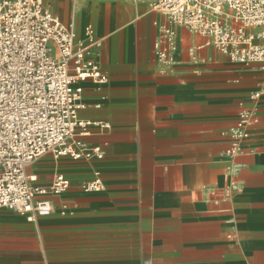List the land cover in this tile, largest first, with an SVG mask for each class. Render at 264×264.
<instances>
[{
    "label": "crops",
    "instance_id": "obj_1",
    "mask_svg": "<svg viewBox=\"0 0 264 264\" xmlns=\"http://www.w3.org/2000/svg\"><path fill=\"white\" fill-rule=\"evenodd\" d=\"M78 39L91 26L108 83L81 85L83 141L102 157L45 156L27 173L48 187V216L0 209V264H264V64L233 63L177 28L162 67L158 13L139 0H44ZM257 124L228 156L241 110ZM107 125V128L102 125ZM98 179L102 191H83Z\"/></svg>",
    "mask_w": 264,
    "mask_h": 264
},
{
    "label": "built area",
    "instance_id": "obj_2",
    "mask_svg": "<svg viewBox=\"0 0 264 264\" xmlns=\"http://www.w3.org/2000/svg\"><path fill=\"white\" fill-rule=\"evenodd\" d=\"M139 1L164 18L153 44L158 65L171 63L177 28L205 38L230 62L264 64V0ZM101 46L91 26L78 39L74 25L64 24L44 0H0V209L29 221L48 216L47 198L63 194L70 181L57 175L48 187L38 186L28 167L45 156L102 157L83 141L89 124L78 116L86 107L80 84L108 83L97 58ZM257 122L253 110L238 113L228 156L241 152L239 142ZM81 189L102 191L103 184L95 179Z\"/></svg>",
    "mask_w": 264,
    "mask_h": 264
},
{
    "label": "rangeland",
    "instance_id": "obj_3",
    "mask_svg": "<svg viewBox=\"0 0 264 264\" xmlns=\"http://www.w3.org/2000/svg\"><path fill=\"white\" fill-rule=\"evenodd\" d=\"M32 165L30 166L29 170L31 169Z\"/></svg>",
    "mask_w": 264,
    "mask_h": 264
}]
</instances>
